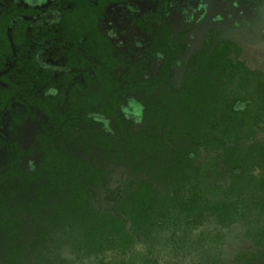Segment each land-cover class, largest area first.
<instances>
[{"label": "trees", "instance_id": "1", "mask_svg": "<svg viewBox=\"0 0 264 264\" xmlns=\"http://www.w3.org/2000/svg\"><path fill=\"white\" fill-rule=\"evenodd\" d=\"M214 33L210 30L203 50L192 56L193 65L197 58L203 59V74L189 72L182 88L174 89L167 82L174 70L172 49L169 36L162 31L167 42H161L165 57L155 78L156 82L164 80L162 90L134 96L145 118L150 117L148 128L138 127L133 119L119 115L111 119L108 131L86 112L68 115L65 111L62 115L53 110L41 129L40 147L29 152L42 153L38 170H22V156H9L5 169L0 170V186L14 179L29 184V198L11 203V217L0 202V228L20 230L24 224L18 218L20 213L26 214L32 224L33 240L21 245L30 246L34 262L26 255L20 264H157L154 247L161 243L175 249L184 241L176 235L180 226L181 233L188 229L198 232L193 247L203 246L205 240L211 247L221 235L207 237L210 231L200 229L204 222L215 220L222 224L253 210L264 212V178L247 191L241 183L248 163L264 168V145H252L243 153L236 144L211 167L213 172L208 176L196 163L197 150L205 143L220 146L226 144V139L236 143L244 128L252 136L264 130V71L232 60L229 45L213 43ZM158 48L152 39L144 60L123 58V78L128 86L148 84L139 77L155 64ZM168 97L188 98L184 108L195 115L196 122H205L200 125L205 132L195 127L188 134L189 126L171 124L169 129L155 133L161 104ZM9 104L6 102L7 107ZM182 140L184 144H180ZM166 147L173 165L157 168L154 164L160 160L158 152L168 153ZM12 148L8 144L9 151ZM134 158L142 159V163L155 169L154 173L140 178ZM111 166L126 167L127 178L117 187H112L110 181ZM220 170H226L230 178L223 186L224 173ZM142 214L154 218L148 221L152 234L165 233L162 236L168 235V239H152L141 251L140 243H145L139 234L143 231L139 220ZM57 232L63 233V241L75 250L74 257L56 253L58 248L53 242ZM74 233L78 243L72 238ZM261 236L264 238V228Z\"/></svg>", "mask_w": 264, "mask_h": 264}, {"label": "flooded vegetation", "instance_id": "2", "mask_svg": "<svg viewBox=\"0 0 264 264\" xmlns=\"http://www.w3.org/2000/svg\"><path fill=\"white\" fill-rule=\"evenodd\" d=\"M145 1L0 0V139L7 151L5 164L0 170L5 169L9 156L20 155L22 170H38L42 153L29 152L32 148L40 147V138L43 139L41 129L48 123L53 110H58L62 115L65 111H68V115L86 112L88 116H94L102 122L108 131L111 119H118L119 115L133 119L138 127L145 129L147 125L142 124L148 118H145L143 107L134 96L144 97L151 90L156 94L162 90L160 86L164 80L155 81L165 57L161 42L167 43L162 31L169 36L167 41L174 59V70L167 82L174 89L182 88L189 73L178 87L173 83L185 62L184 57H187L191 71L190 66H194L192 56L196 51L203 50L210 30H215L214 36L222 32L219 26L224 28L222 19L229 9L225 4L211 19L206 17L201 20L204 21L202 26L205 28L202 31L205 38L202 47L196 49L186 42L188 30L176 33L173 25L187 27L193 23L192 18L197 12L195 5L199 0H150L147 9L134 4ZM228 2L236 12L238 21L240 17L237 15L240 13H237L241 5L248 9L243 23H250L251 17L264 20V1ZM118 16L130 20L146 36L142 52H137L121 40L118 35L119 24L113 21ZM210 20L212 24L216 20L215 25L207 30ZM152 39L159 47L155 64L139 77L148 81V84H131L130 87L123 78V58L128 56L132 61L144 60ZM219 42L213 40L215 44ZM202 61L201 58L194 60L197 66H201ZM6 102L10 106L7 107ZM130 103L136 106L132 116L125 111ZM28 119L40 124L39 133L36 142L24 149L6 137L2 126L6 122L8 132L14 134ZM8 144L12 145V151H9ZM96 149L92 151L93 155ZM33 155H39L38 165L33 169L24 166L26 157ZM119 167L111 166L110 176ZM55 238L57 240L53 243L58 248L55 251L61 253L59 248L64 243L62 239Z\"/></svg>", "mask_w": 264, "mask_h": 264}, {"label": "rangeland", "instance_id": "3", "mask_svg": "<svg viewBox=\"0 0 264 264\" xmlns=\"http://www.w3.org/2000/svg\"><path fill=\"white\" fill-rule=\"evenodd\" d=\"M228 1L229 0H199L198 4L195 5L197 12L192 18L193 23L189 24L187 27L173 25V30L176 33H181L183 29L188 30L187 32L189 33L185 37L186 42L194 48L199 49L202 47V43L205 38V34L202 31L205 28L202 26L204 21L202 22L201 20H203V18L206 19V17L211 19V17L218 14L221 8L226 4V7L229 9L228 13L223 19L221 18L223 20L224 28L219 26V28L223 30H221L222 32L219 33L218 36H214V42L220 41L229 45V57L232 60L244 61L250 67L264 71V20L261 18L251 17L250 23H243V19H245L248 15V9L241 5L238 8L237 13H240V15H237V17H240V19L238 18V21L236 18V12L230 7ZM134 4L136 7L147 9L148 6H150V0H146L145 2H134ZM177 20L179 19L177 18ZM113 21L115 23L118 22L119 24L118 35L121 40L126 44L131 45L137 52H142L146 36L138 28L133 26L131 21L124 16H118L117 18H114ZM215 21L212 24V21L210 20L209 25L206 27L207 30L214 27ZM183 57L184 56L182 55V58ZM184 58L185 62L182 64V68L178 71V75L173 83L175 87H178L182 84V82H184L189 72H193L197 75L203 74L201 66H197L198 64L196 63L194 66H190V71L187 62L188 59L186 56ZM231 90H235V88H231ZM228 92L231 94L234 91ZM187 101L188 98L185 97L182 99L178 98L177 100L176 98L168 97L165 101H163L161 104L162 113L156 118L155 127L157 130H155V133L159 131L161 132L163 128L169 129L171 124H175L180 127L185 125L189 126L188 134H192V130H194L195 127H201V133H204L206 129L200 125H204L205 122L198 123L195 121V115H190V112L184 108V106H187ZM135 110L136 106H134V103H130L125 109L129 116L134 115L136 112ZM145 121L146 122L141 124L147 125L146 128H148V124H151L150 117H148V120ZM39 125L40 124H38L35 120L28 119L22 123L21 127H19L14 134L10 131L8 132L9 129L8 126H6V122H3L2 129L6 137L12 139L24 149H27L36 142L39 133ZM251 133L252 132L247 133V130L244 128L240 131L241 137L236 143L234 140L226 139L225 145L217 146L212 145L211 143L203 144L197 150V154L195 156L196 163L199 168L208 176V174L213 172V170H210L211 167L218 162L219 159L222 160L228 150L230 151V148L234 147L236 144L237 146L235 147L243 153L247 152L248 148L252 145H264V130L256 136H252ZM184 143V140L180 141V144ZM137 146L140 154L142 151L141 140L137 141ZM167 150L168 153L158 152L160 160L154 164L157 168L167 169L168 166L171 167V164L173 165L169 154V148H167ZM126 153L129 154L127 151ZM6 155V148L0 139V169L5 164ZM131 157L133 156L131 155ZM39 158V155L26 157L24 166L26 165L32 169L35 168V166L38 165ZM134 160L137 164V170H139L138 173H140V178L146 179L149 174L154 173L155 169L142 163V159L134 158ZM256 164L257 163H248V169L245 170L243 177L241 178V183L243 184L242 186L246 191L247 189L253 188L257 181L264 178V168H259ZM125 168L126 167L120 166L116 172L111 175V182L113 186L118 185L122 180L127 178ZM158 171L161 172L160 170ZM220 172H223L225 175L222 176L223 180H220L223 186V182H229L230 178L228 177L226 170H220ZM253 176L255 178L254 180L250 178H253ZM163 186L164 184H157V187ZM29 196L28 183L23 184L14 179L9 182H4V184L0 186V202L5 208L4 211L8 213V216L10 217L12 215L11 203H14L15 199L23 201L24 199H28ZM45 201L48 202V200ZM249 213L242 218H236L233 222L222 224L216 222L215 220L204 222L200 229L210 231L207 234V237L209 235L215 236L216 233L221 235V237L217 239L215 246L211 247L206 240L203 246L196 248L193 247L196 243L195 237H197L198 232H192L191 229H188L185 233H181L182 228L180 226L176 235L182 236L184 241L177 245L175 249H171L169 246L161 245V243L154 247V254L158 259L157 264H166L165 262H170L167 264H264V238L261 236V232L264 228V212L253 210ZM18 218L24 221L20 230L15 232V230L10 227V229L8 228L7 230L3 227L0 228V264H20V262L26 258V255H29L30 262H34V254L31 252L30 246L21 245V243H27L33 240L32 224L29 220L30 218L24 213H20ZM151 219L154 218L149 219L145 217V214H142L139 219L143 229V231L139 234L144 237L143 239H145V243H140L141 251L143 250V247L146 248L147 243H149L152 239L153 242L168 239V235L162 236L165 233L154 235L149 231L148 221ZM55 237L61 238L63 241L64 234L57 232ZM72 238L76 241V243H78L77 233H74ZM62 243H64L63 246H60L59 248V250H61V254L68 258L74 257L76 252L72 246L68 242L65 243L63 241ZM171 250H173V254L176 255H173Z\"/></svg>", "mask_w": 264, "mask_h": 264}]
</instances>
